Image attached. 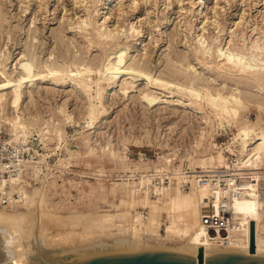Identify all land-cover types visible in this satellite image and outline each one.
<instances>
[{"label": "rangeland", "instance_id": "obj_1", "mask_svg": "<svg viewBox=\"0 0 264 264\" xmlns=\"http://www.w3.org/2000/svg\"><path fill=\"white\" fill-rule=\"evenodd\" d=\"M38 1L0 0V66L3 64L12 76L19 75L15 63L27 51L32 53L37 66L50 62L63 63L67 59L66 63H70L76 58L79 61L85 60L87 64L91 62L93 65L89 64L92 67H98L106 54L127 43V63L143 61L156 75L161 70L165 73L167 65L173 61L184 65L192 63L204 79L208 78L213 88H219L227 94L238 86L243 95V105L239 107V115H217L213 107L203 102V108L200 109L202 113H197L184 103L176 104L179 98L188 101L187 96L180 97L177 92L168 94L166 91L149 88L142 79L133 84L129 82L130 79H126L130 84H124L122 77V80L120 78V81L112 83L113 86L106 81L100 83L104 91H107L103 98L106 111H102V106L94 98L96 87L93 83L90 84L92 95L88 98L77 81L64 85H55L50 79L28 82L17 109L20 120L27 126V134L22 138L25 158L22 188L28 199L25 201L24 197L15 206L0 205V209L25 211L29 208L34 211L41 208L44 213L61 217L58 218L60 221L54 219V222L60 224L62 217L72 213L115 212L122 199L131 202L129 207L132 211L143 210L138 199L147 194L153 202L162 204L167 198L166 191L171 189L173 192L176 189V180L181 175H187L193 169L206 170L223 167L230 161L238 162L241 145L235 140V134L239 125L253 124L264 130V110L257 105L258 100H264V89L258 88L254 82L217 69L213 62L203 65L195 58L194 51L200 44L197 33H203L201 41L203 45L206 43L213 54L218 43L224 48L225 44L228 46L232 30L245 35L246 42L255 37L260 38L261 34L260 40L263 42L264 0H207L204 13L208 17L200 24L192 16V12L199 9V0H193L194 6L190 0H137L139 3L134 10L128 0H111V18L107 20V25L117 35L104 49L95 46L93 38L92 43L86 38L91 37L93 29L100 28L98 26L102 23V14L97 15L94 10L100 7V0H96L95 7L87 3L94 11L91 12V23L81 0ZM215 2L218 4L214 5ZM65 3L67 13L63 10ZM215 9L218 16L213 11ZM82 18L87 24V31L79 32V29L74 28L68 30L72 21H81ZM196 24H199L198 28ZM131 25L137 27L140 34L132 31ZM210 35H218L217 41L211 40L208 37ZM213 54L209 60H215ZM261 57L264 64V56ZM91 78L97 81L96 70ZM125 87L126 93L123 92ZM151 89L160 99L167 101L153 106L146 105L141 94ZM10 101L11 98H8L7 103L0 106V138L18 141L21 138H13L11 135L18 114ZM90 104L97 106L99 111L90 107ZM204 115L207 117L205 122L202 117ZM219 154L223 156L221 161L218 160ZM209 156H214L212 161L201 162V158ZM203 165L207 168H203ZM258 165L264 169V159ZM249 172L252 176H264V170ZM162 176H166L163 182ZM256 179L257 186L253 190L258 193L261 205L264 206V188L260 187V179ZM170 180L172 183L169 185ZM155 185L159 188L164 185L166 190L152 196L149 191ZM136 187L144 189L141 190L143 193H136ZM190 187L180 190L186 193ZM54 224L56 226L52 230L59 229V225ZM160 233L164 247L162 250L173 249L181 244L179 236L166 237L163 227ZM92 236L89 241H75L73 245L96 241L98 237ZM102 239L103 242L113 243L105 237H99L97 241Z\"/></svg>", "mask_w": 264, "mask_h": 264}, {"label": "bare ground", "instance_id": "obj_2", "mask_svg": "<svg viewBox=\"0 0 264 264\" xmlns=\"http://www.w3.org/2000/svg\"><path fill=\"white\" fill-rule=\"evenodd\" d=\"M81 1V3H84L83 10L86 12V17L89 23H91L90 21L93 22V20H91L93 19L91 17V12L93 10H91L90 7L96 5V0ZM128 1L129 4L131 3L133 10L139 3L137 0ZM206 1L207 0H199V9L192 12V16H194L196 20H199V24L208 17H206V13H204L206 10ZM88 2L91 4V6L89 5L90 7L87 6ZM190 3L193 6L195 4L193 0H190ZM217 4L218 3L215 2L214 5ZM65 5L66 3L64 4L63 10L66 12L68 9H66ZM76 6L78 5L76 4ZM45 7L46 6H44V8ZM111 9V0H100V7L98 9L94 8L97 15L98 13L102 14L101 18L103 20L101 25L98 26L100 28L93 29L91 37H86L85 34H82L89 40V42H91L93 38V41L96 43L95 46L98 45L99 48L102 49H104L107 44H110V42L116 37L115 35H117L114 34L115 30L111 29V27L109 28L107 25V20L111 18ZM118 9L120 11L119 6ZM216 9L213 11L217 14L218 12H216ZM5 20L7 19H4V21ZM199 24H196L197 28L199 27ZM86 25L87 24L85 20L82 18L81 21H72L68 30H73L74 28L79 29V32L87 31ZM255 25L253 26L254 28H256ZM130 28L132 31H138L136 29L137 27L135 28L133 25H131ZM254 28H252V32ZM122 29L123 28H121V30ZM139 32L140 30L137 33ZM243 32L244 30L242 33ZM239 34H241V32L237 34L235 30H232L231 34L229 35L230 39L227 42L229 43L228 46L225 44L226 48H224L218 43L216 45V49L214 50L215 54H213V51H210V49L207 48L206 43L203 45V41H201L203 33H197L200 44L194 48L195 58L200 60L203 65L213 62L217 69L223 70L229 75L237 76L246 81L254 82L257 84L258 88L264 89V64L261 62V56H264V41L261 42L262 39L260 40L261 34L259 35L260 38L255 37L254 39H250L249 42H246L247 40L245 35ZM208 37H210L211 40L217 41L218 39V35H210ZM126 45H122L117 50L109 52L108 54H106L104 51L106 54L104 56V60L102 62L100 61V65H98V67L93 66L94 68L90 66L89 63L91 62L87 64L84 62L85 60H82V62L76 58L71 60L70 63H66L68 60L67 59L65 61L62 60L64 61L63 63L49 61L50 63H45L44 65L42 63V66H37L34 63L32 53L30 51L24 52V54H21L15 63V65H18L15 67H18L19 69L18 76H12V73L7 71L3 64L0 66V77L2 78L0 81V106L6 104L8 98H11V106H13L17 111L23 99V90L27 86L26 83L36 80L45 81L50 79L52 80L51 83H54L55 85H64L65 83H70L71 81H77L79 87L85 93H87L88 98L91 94L90 84L93 83L96 87L94 89V98H96V100L102 106V111H106V108L103 105V98L107 91H104V88L100 83L106 81L112 85V83H116L120 78L122 80L123 77L124 84L129 82L133 84L136 80L142 79L144 80L145 86L147 85L149 88L166 91L168 94L177 92L180 93V95H178L180 97L187 96L189 99L188 101H184V98H179L177 99L178 102L176 104L184 103L183 105L190 108L192 111H196L197 113H202L200 109L203 108V102H206L211 107H213L217 115L224 113L235 116L239 115V107L243 105V95L237 85V87L225 94L219 88H213V86L208 82V78L205 77L207 80L204 79V76H201L200 72L196 70L194 65H191L192 63H186L187 65H184L182 62L176 63L173 61L175 64H172L173 62L168 64L167 68L165 69L166 71L164 70L165 73L162 70L161 71L163 73H161V71L159 72L158 70L160 74L156 75L152 73L153 71H151V69L148 67L149 65L146 66L147 64L145 65L143 61L140 63L136 60L133 61V59V62L130 61L131 63H127L125 55L126 50L129 49V45ZM211 45L213 46V44ZM212 54L216 56L214 61L209 60L212 57ZM63 56L65 58V55ZM75 57L77 56L75 55ZM38 59L41 58L39 57ZM92 60L94 61V58ZM95 70L98 73L97 81H93L91 78V74ZM126 79H130V81L128 82ZM253 89H255V87ZM126 91L127 87L124 88L123 92L126 93ZM141 99L148 106H153L157 103L167 101L165 99H160V96L155 95L152 89L146 91L144 90L141 94ZM257 105L258 108L264 110L263 99L258 100ZM90 107H95V109L99 111L96 108L97 106L90 104ZM202 117L204 118L203 122L207 121V117L205 115ZM26 134L27 126L20 120V116L18 114L14 120L13 133L11 135L13 138H21L22 140ZM235 140L241 145L238 169L246 167V170L249 171L264 170L258 165V162L264 159V130L259 128V126L257 127V125L241 124L237 128ZM213 158L214 156L203 157L201 158V162L206 160L212 161ZM222 159L223 156L219 154L218 160L221 161ZM202 167L207 168L206 165H203ZM196 173L197 170L193 169L187 174H189V176H194ZM250 176L252 177L251 179H246L242 183L243 196L234 197L230 200L228 210L232 219V225L226 236V242L222 240L223 238L221 235H219V237H209L210 235L204 236L200 223L201 208L203 205H205L209 195L212 194L214 198H219L221 194H215L210 189L201 187L199 184L194 182L189 191H186V193L181 192L178 186L175 187L176 189L173 192H171V189H168L166 191L167 198L162 204L153 202L149 196L145 194L143 197L138 199L139 203L144 207L143 210L136 209L132 211L129 207L131 202L122 199L121 203L116 206L117 208L115 212L106 211L101 213H72L62 217L63 220L61 224L58 221L54 222V219H61V217L44 213L41 208H36L34 211L30 210L29 208L25 211H10L7 210V208L0 209V264H73L96 255L109 254L113 252L115 253L116 251H120L119 253H134V251L139 252L145 250H157L164 248L162 247L163 242L160 241L162 240L160 238L161 227H163L166 237L179 236L181 240V244L178 247L173 249L167 248L164 250L174 251L177 253H197L198 248L202 247L204 253L221 254L235 252L252 257L264 258V206L261 205L258 193L253 190L257 186L256 181L258 179L256 178L261 179L263 176ZM146 178L149 183L148 177ZM9 181L11 184H13L15 183L16 179L13 177L10 178ZM4 184V182L0 181V190ZM164 189L166 190V187H162V190L159 192V194H161ZM24 197L26 201L28 199V195L25 194ZM251 222L254 223V252H251L249 249ZM54 223L59 225V227L57 226L59 229L52 230L53 227L56 226ZM89 235L96 236V238L105 237L106 240L109 239L110 242L113 243L103 242L104 238L100 241H97V238L94 242H91V240L90 243L82 242L80 245H78V243V246L73 245V242L75 244V241L77 243L78 241H86L89 238L92 239ZM151 240H153V242L156 244L150 243Z\"/></svg>", "mask_w": 264, "mask_h": 264}, {"label": "built area", "instance_id": "obj_3", "mask_svg": "<svg viewBox=\"0 0 264 264\" xmlns=\"http://www.w3.org/2000/svg\"><path fill=\"white\" fill-rule=\"evenodd\" d=\"M24 141H12L10 139L0 138V181L4 186L0 190V205L10 207L15 206L24 198ZM237 161H230L223 167H211L206 170H198L194 176L181 175L176 180V185L180 189H188L195 182L199 186L210 189L215 194L220 193L219 198L209 195L205 205L201 208L200 223L202 232L209 237L222 236V240L227 241L226 236L232 225V219L229 214L228 206L230 200L234 197L243 196L242 183L246 179H251V173L246 167L238 169ZM15 178V183H10V178ZM166 176L161 178L162 182ZM154 179V177H152ZM172 181H169V185ZM260 187L264 188V176L260 179ZM149 185V184H147ZM164 187V185L162 186ZM162 187L152 186L149 194L159 195ZM137 193H143L144 189L136 187ZM213 193V194H214ZM214 194V195H215Z\"/></svg>", "mask_w": 264, "mask_h": 264}, {"label": "water", "instance_id": "obj_4", "mask_svg": "<svg viewBox=\"0 0 264 264\" xmlns=\"http://www.w3.org/2000/svg\"><path fill=\"white\" fill-rule=\"evenodd\" d=\"M254 252V223H250V246ZM73 264H264V258L252 257L235 252L221 254L177 253L169 250H145L134 253H109L96 255Z\"/></svg>", "mask_w": 264, "mask_h": 264}]
</instances>
